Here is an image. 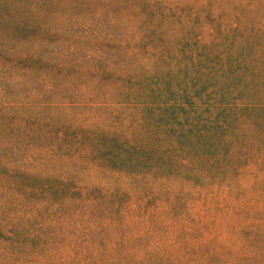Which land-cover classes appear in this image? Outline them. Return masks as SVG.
I'll return each mask as SVG.
<instances>
[{
  "label": "trees",
  "instance_id": "1",
  "mask_svg": "<svg viewBox=\"0 0 264 264\" xmlns=\"http://www.w3.org/2000/svg\"><path fill=\"white\" fill-rule=\"evenodd\" d=\"M137 1L0 0V264L27 257L18 244L44 247L56 223L70 243L102 247L94 222H122L128 202L137 217L195 219L196 205L232 189L217 178L241 173L232 159L243 128L229 115L247 104L223 100L217 85L236 79L244 49L264 53L263 27L244 36L230 26L243 34L231 41L166 38L156 10ZM188 43L202 55L183 52ZM217 258L201 264H225Z\"/></svg>",
  "mask_w": 264,
  "mask_h": 264
},
{
  "label": "rangeland",
  "instance_id": "2",
  "mask_svg": "<svg viewBox=\"0 0 264 264\" xmlns=\"http://www.w3.org/2000/svg\"><path fill=\"white\" fill-rule=\"evenodd\" d=\"M147 1L158 13L159 32L166 38L182 37L193 42L210 39L213 35L217 39L228 38L231 41L243 34L234 31L227 35L230 26L246 28L244 36L250 34L252 28H258L259 24L264 29V0ZM98 7L92 6L91 10ZM2 26L6 24L1 22L0 28ZM130 28L133 29L132 24ZM261 42L264 43V33ZM250 46L253 47L252 44ZM256 46L259 47V44ZM243 51L240 55L243 64L236 79L224 78L217 85L219 95L232 94L236 102L247 104V107L229 115L234 127L243 128L235 145L237 151L240 150V159H232L233 164L243 167L241 173L235 178L228 174L216 180L218 183L231 180L232 189L219 191L213 201L196 205L193 211L198 212L197 217L186 221L159 215L137 217V214L131 213L133 205L130 208L128 202L122 222L112 215L101 217L99 221L102 224L93 221L96 228H103L106 236L99 248L90 246L86 240L70 243L69 231L56 223L52 230L45 232L49 238L44 247L33 243L21 246L14 243L21 248V253H27V257L18 262L8 260L5 264H138L135 258H142L148 253L151 257L146 264H201L214 254L218 256L216 262L223 260L225 264H264V53L255 48ZM183 52H192V56L197 58L202 55L198 46L192 43L185 45ZM190 73L195 71L190 69L187 78H183L182 72L174 74L169 80L171 89L177 90L182 83L188 85ZM211 84H215L214 81L207 78L205 85ZM226 98L222 97L223 100ZM84 171V174L93 177L94 174L87 173L89 170ZM35 225L25 223L24 231L33 233ZM255 226L258 233L251 241L250 233ZM243 228L249 230L243 231ZM126 253L133 257H126Z\"/></svg>",
  "mask_w": 264,
  "mask_h": 264
}]
</instances>
